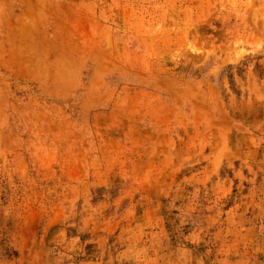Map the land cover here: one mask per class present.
<instances>
[{
    "label": "rangeland",
    "instance_id": "obj_1",
    "mask_svg": "<svg viewBox=\"0 0 264 264\" xmlns=\"http://www.w3.org/2000/svg\"><path fill=\"white\" fill-rule=\"evenodd\" d=\"M0 264H264V0H0Z\"/></svg>",
    "mask_w": 264,
    "mask_h": 264
}]
</instances>
